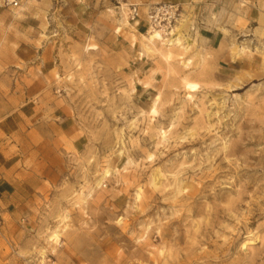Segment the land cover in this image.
I'll return each mask as SVG.
<instances>
[{
  "label": "rangeland",
  "instance_id": "obj_1",
  "mask_svg": "<svg viewBox=\"0 0 264 264\" xmlns=\"http://www.w3.org/2000/svg\"><path fill=\"white\" fill-rule=\"evenodd\" d=\"M210 1L171 48L124 7L0 8V264H264V0Z\"/></svg>",
  "mask_w": 264,
  "mask_h": 264
},
{
  "label": "crops",
  "instance_id": "obj_2",
  "mask_svg": "<svg viewBox=\"0 0 264 264\" xmlns=\"http://www.w3.org/2000/svg\"><path fill=\"white\" fill-rule=\"evenodd\" d=\"M79 1V10L82 11V13H85L86 16L85 18H89L91 20V22L93 20H95V18H97L99 15H102L104 13H109L111 12V10L114 9L115 7V1L114 0H78ZM128 4H138L141 6V10H144V7L146 5L149 4H157V3H176L180 6L182 12H184V16H191V13L194 11V9L201 5L207 9L208 7H210L212 5L210 0H125ZM22 45H24L25 47H21ZM26 47H28L29 49H27ZM35 54H36V49L34 47L28 46V44H18V47L16 49V57L18 60H20L23 63H29L31 62L34 58H35ZM236 65V62L233 63V65ZM45 88V81L43 80L42 77H37L35 78L30 86H29V90L28 93L31 97H35L38 94H40L41 92H43ZM28 107H30V109L32 110V105H29ZM32 111H30V113L25 112L24 114H31ZM20 117V120L17 121V119H9V123L11 124H15L17 122V124L22 125V118L20 116V114L18 115ZM31 117V116H30ZM24 123V122H23ZM1 131V129H0ZM3 133L9 134V132H5V130L3 129ZM1 157V156H0ZM4 159L2 161V165L0 167V188L2 190V194H7V185H9V187L11 188H15L16 186L13 185L5 176V169H4ZM16 175V172L14 173ZM20 175V173L18 174ZM16 180H14L15 182ZM8 187V188H9Z\"/></svg>",
  "mask_w": 264,
  "mask_h": 264
},
{
  "label": "built area",
  "instance_id": "obj_3",
  "mask_svg": "<svg viewBox=\"0 0 264 264\" xmlns=\"http://www.w3.org/2000/svg\"><path fill=\"white\" fill-rule=\"evenodd\" d=\"M23 1L27 0H0V8L17 9L20 8ZM115 8L126 9V17L129 22L138 23L142 17L146 20L149 28L163 30L168 35L182 18V10L176 3H157L149 4L141 10L138 4H128L125 0H114Z\"/></svg>",
  "mask_w": 264,
  "mask_h": 264
},
{
  "label": "bare ground",
  "instance_id": "obj_4",
  "mask_svg": "<svg viewBox=\"0 0 264 264\" xmlns=\"http://www.w3.org/2000/svg\"><path fill=\"white\" fill-rule=\"evenodd\" d=\"M123 18H124V16H123ZM123 20H125V19H123ZM126 21V20H125ZM127 23V22H126ZM149 29H151L150 30V32H149V36H148V38H147V41L150 43V44H152V45H154L155 43H160V44H162V45H166V46H168V47H170V46H172V45H175V44H178L181 40L179 39V34H178V36H176V34H175V38H168V39H166L165 38V34H164V31L163 30H157V29H154V28H152V27H150ZM116 31L118 32L119 31V28H117L116 29ZM173 31V30H172ZM172 31L170 32V33H172ZM170 33L168 34V35H170ZM176 33V32H175ZM174 36V35H173ZM180 40V41H179ZM179 46H180V44H179ZM177 47V46H176ZM171 48V47H170ZM90 50H92V49H94V48H89ZM171 52H168V53H166L165 55H164V57L166 58V59H169L170 57H171ZM110 176V174H108V172L107 171H105L104 172V178H108ZM58 238H59V234L58 233H56V232H54L52 235H51V237H50V239L49 240H51V241H54V242H56L57 240H58ZM244 245V244H243ZM245 247H246V245H245Z\"/></svg>",
  "mask_w": 264,
  "mask_h": 264
}]
</instances>
